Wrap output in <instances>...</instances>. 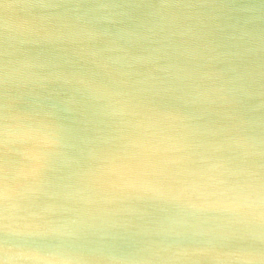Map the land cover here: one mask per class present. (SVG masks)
<instances>
[{
	"label": "clouds",
	"instance_id": "1",
	"mask_svg": "<svg viewBox=\"0 0 264 264\" xmlns=\"http://www.w3.org/2000/svg\"><path fill=\"white\" fill-rule=\"evenodd\" d=\"M0 264H264V0H0Z\"/></svg>",
	"mask_w": 264,
	"mask_h": 264
}]
</instances>
